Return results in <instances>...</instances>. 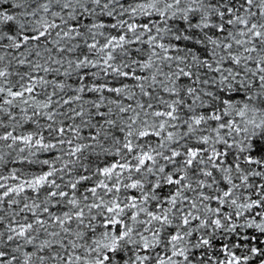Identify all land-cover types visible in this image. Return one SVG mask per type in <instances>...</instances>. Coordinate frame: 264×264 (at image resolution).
<instances>
[{
    "label": "snow or ice",
    "instance_id": "snow-or-ice-1",
    "mask_svg": "<svg viewBox=\"0 0 264 264\" xmlns=\"http://www.w3.org/2000/svg\"><path fill=\"white\" fill-rule=\"evenodd\" d=\"M0 264H264V0H0Z\"/></svg>",
    "mask_w": 264,
    "mask_h": 264
}]
</instances>
